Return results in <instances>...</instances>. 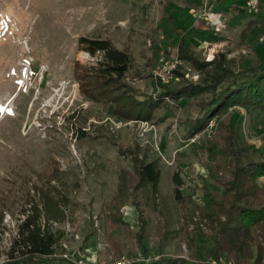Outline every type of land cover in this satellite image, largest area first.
Segmentation results:
<instances>
[{"label":"rangeland","instance_id":"1","mask_svg":"<svg viewBox=\"0 0 264 264\" xmlns=\"http://www.w3.org/2000/svg\"><path fill=\"white\" fill-rule=\"evenodd\" d=\"M237 1L222 0L215 8L226 9ZM177 2L0 0V264L11 258L13 245L22 249L27 230L20 233L18 225L33 213L38 215L36 223L55 239L53 254L76 264H130L159 256L190 260L193 253L203 252L202 245L211 243L210 236L198 229L209 233L208 220L199 207L182 213L174 197L172 175L178 173L183 193H192L191 205H204L209 196L220 192L218 181L226 174L206 151L204 140L228 114L217 111L209 118L211 128L206 127L208 119L200 130L186 136L182 120L186 113L195 115L188 106H173L171 114L156 122L116 118L87 99L79 80L72 76L75 61L95 63V56L78 48V36L109 37L131 53V83L142 92L154 91V64L160 56L180 59L170 49L176 45L177 35L186 38L194 31L188 3ZM203 8L200 15L205 25H210L214 15L220 17ZM246 13L251 18L237 39L229 38L226 44L208 50L189 46L193 53L209 60L213 52L222 51L237 60L245 53L253 57V45L264 58V25L254 33L255 15H264V0H258L257 12ZM223 24L219 30L225 28ZM172 25L177 35L170 32ZM215 33L208 28L195 36L207 40ZM247 35L252 36L248 42L244 40ZM229 36L234 37L233 33ZM138 69L143 77L134 76ZM185 75L196 78V74ZM260 121H264L263 114L252 119L245 114L238 125L245 141L264 152ZM135 150L147 160L156 157L159 168L156 191L148 181L133 189L136 203L124 199L117 187L122 172L119 164L126 167L132 183L139 179L132 167ZM111 209L121 213L130 230L142 232L147 253L134 242L136 233L126 237L124 224L114 231L106 227Z\"/></svg>","mask_w":264,"mask_h":264},{"label":"trees","instance_id":"2","mask_svg":"<svg viewBox=\"0 0 264 264\" xmlns=\"http://www.w3.org/2000/svg\"><path fill=\"white\" fill-rule=\"evenodd\" d=\"M263 22L264 16H257L254 33L262 29ZM170 32L177 35L176 26H172ZM177 36L176 55L183 63L174 69L169 83L154 79L156 89L149 93L131 83L129 74L133 61L129 50L116 46L109 37L79 35L77 38L78 48L95 56V63L82 65L75 61L72 76L79 80V89L85 97L101 104L111 116L156 122L171 114V107L185 109L188 106L195 111L193 117L186 113L182 120L186 125L184 135L189 136L200 130L217 111L228 114L227 118L217 121L213 134L204 140L206 151L217 159L216 166L226 174V178L218 181L220 192L209 196L204 205H191L192 193H183L178 173L172 175L174 197L182 213L199 207L200 214L208 220L209 233L198 229L210 236L211 243L202 245L203 252L193 253L190 260L184 256H159L148 262L137 260L130 264H211L210 260L218 264H264V242L261 240H264V185L259 180L264 177V152L245 141L238 125L245 114L251 119L255 114L264 115V58H260L252 45L253 57L245 53L236 60L226 57L222 51H215L206 60L193 53L185 43V36ZM187 72L196 74V78L186 76ZM145 75L149 77L151 73ZM134 76L143 77L144 73L134 70ZM260 122L264 127V121ZM145 157L138 156L135 150L132 167L139 179L134 183L126 167L119 164L122 171L117 184L119 193L134 203L136 193L133 189L139 188L144 181L151 184L152 191L157 189L158 160ZM42 193L45 195L39 192ZM36 215L28 214L18 225L20 233L23 228L27 230L22 249L13 245L11 250L16 254L11 252V258L3 264H76L53 254L55 239L36 223ZM107 221L106 227L112 231L124 224L122 231L126 237L136 233L134 242L147 253L142 232L130 230L129 222L122 219L118 210L111 209ZM93 264L109 263L95 261Z\"/></svg>","mask_w":264,"mask_h":264},{"label":"crops","instance_id":"3","mask_svg":"<svg viewBox=\"0 0 264 264\" xmlns=\"http://www.w3.org/2000/svg\"><path fill=\"white\" fill-rule=\"evenodd\" d=\"M168 1V0H167ZM178 4L184 5L181 1L187 2L188 7H190L191 15L193 16L191 19V27L194 29L192 33H189L186 36V40L188 42V45L191 46L192 48H196L195 46H204L207 50L209 48H212L214 46L220 47L223 44H226L224 42H229V38H236V35L238 33H241V30L243 29V24L246 22H249L251 15L246 13L244 10L245 6V0H242V3L237 1L238 3L233 2V4L229 3L228 8L226 9H217L215 8V5L218 2H222V0H177ZM235 1V0H233ZM203 6H206L208 9L211 10L212 13L220 15L224 20L221 19L223 24V27L225 25V28H222L221 30H215L212 25H205V22L201 19L200 13L204 10ZM172 14L169 15V17L175 18V16H171ZM257 17V15H255ZM264 16V15H262ZM218 18V16H215L213 18ZM173 28L175 25H172ZM208 28H213V30L216 32L213 37L208 38L207 40H198L197 37L195 36L196 32L202 31V30H207ZM231 33H233L234 37L229 36ZM162 37V36H161ZM246 37V36H244ZM252 36H248L244 39L245 41H249L248 39L251 38ZM163 38V37H162ZM175 41V39H173ZM172 40V41H173ZM177 40V39H176ZM231 43V42H230ZM233 44H237L238 42H232ZM162 43L160 42V45ZM159 45V46H160ZM198 47V48H200ZM217 49V48H216ZM171 53L176 50V45L172 47Z\"/></svg>","mask_w":264,"mask_h":264},{"label":"built area","instance_id":"4","mask_svg":"<svg viewBox=\"0 0 264 264\" xmlns=\"http://www.w3.org/2000/svg\"><path fill=\"white\" fill-rule=\"evenodd\" d=\"M245 9L247 12H257L258 11V0H246L245 1ZM209 24L213 26L215 30H219L222 27V21L220 17H216L213 20H209ZM263 41V37L259 38V41ZM210 58V56H206ZM180 59L176 57L170 56H160L157 60L156 64H154L152 68V74L154 78L164 83L170 80L174 74L175 67L180 64ZM213 119V118H212ZM212 119H209L207 128H211ZM264 185V179L260 180Z\"/></svg>","mask_w":264,"mask_h":264}]
</instances>
